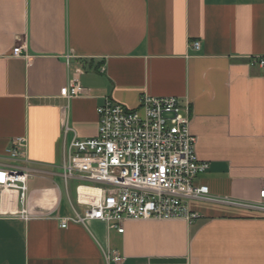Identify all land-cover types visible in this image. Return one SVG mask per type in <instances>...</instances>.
I'll return each mask as SVG.
<instances>
[{
    "label": "crops",
    "instance_id": "1",
    "mask_svg": "<svg viewBox=\"0 0 264 264\" xmlns=\"http://www.w3.org/2000/svg\"><path fill=\"white\" fill-rule=\"evenodd\" d=\"M255 58H264V0H0V163L24 137L35 171L34 217L0 216V264H264ZM74 78L87 93L66 99ZM143 95L190 105L196 153L210 165L197 183L213 199L186 200L191 220H128L123 233L99 221L62 228L75 203L65 148L98 136L106 98L134 110ZM1 197L3 212L10 196Z\"/></svg>",
    "mask_w": 264,
    "mask_h": 264
},
{
    "label": "built area",
    "instance_id": "2",
    "mask_svg": "<svg viewBox=\"0 0 264 264\" xmlns=\"http://www.w3.org/2000/svg\"><path fill=\"white\" fill-rule=\"evenodd\" d=\"M192 46L199 50L200 42ZM22 49L15 48L13 55L20 56ZM253 61L264 68V58ZM86 93L75 78L61 90L66 99ZM97 114L98 136L85 140L75 136L65 148V185L79 183L71 204L73 215L60 220L62 228L99 221L123 233L128 220H191L196 215L189 212L186 200L213 199L209 187L197 183L210 165L197 156L188 103L175 96L143 95L140 107L132 110L106 98ZM68 131L65 126V133ZM27 147L26 138H16L7 163H0V200L4 194L10 196V207L0 209V216L25 221L34 217L28 207V184L35 171L28 166ZM261 198L264 200V191ZM14 203L16 209L11 207Z\"/></svg>",
    "mask_w": 264,
    "mask_h": 264
},
{
    "label": "rangeland",
    "instance_id": "3",
    "mask_svg": "<svg viewBox=\"0 0 264 264\" xmlns=\"http://www.w3.org/2000/svg\"><path fill=\"white\" fill-rule=\"evenodd\" d=\"M79 182H75V181H71L70 182V186H69V188H70V191L72 192V194H73V199H75V186L78 184Z\"/></svg>",
    "mask_w": 264,
    "mask_h": 264
}]
</instances>
